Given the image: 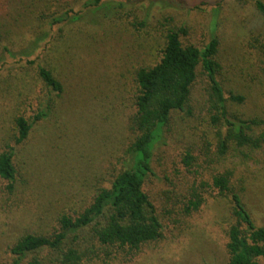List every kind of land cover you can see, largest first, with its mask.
Instances as JSON below:
<instances>
[{"label": "rangeland", "instance_id": "obj_1", "mask_svg": "<svg viewBox=\"0 0 264 264\" xmlns=\"http://www.w3.org/2000/svg\"><path fill=\"white\" fill-rule=\"evenodd\" d=\"M50 1L49 11H79L74 0ZM127 1L163 4L151 12L149 28L143 33L127 30L114 21L102 24L98 17L88 14L79 23L64 27L63 33L58 26L52 28L47 40L50 51L37 54L48 58L63 92L50 98V118L35 127L28 144L18 151L20 183L27 179L33 183L32 187L20 186L29 189L23 195L28 206L15 209L12 204L0 210V264L10 263L6 251L16 239L25 234H50L55 217L79 211L88 203L95 185L103 184L116 169L130 139L121 106L128 105L131 73L135 67L156 61L160 37L156 26L164 16L174 17L178 23L185 21L189 25L187 42L199 46L209 39L216 25L220 81L225 92L244 99L242 104H231V111L242 120L257 121L254 132L264 134V21L254 8L243 0H222L224 7L218 13L213 3L221 0ZM34 2L0 0L5 39L19 53L35 38L33 34L42 30L28 20ZM140 11L144 14L148 10ZM54 46L59 48L58 53L53 52ZM31 59L21 57L13 63L12 76L0 74V149L13 135V114L22 111L30 116L44 101V90L34 77V69L26 63ZM205 86V79L198 78L194 100L202 96ZM183 127L187 129L184 134ZM183 127L176 138L170 137V142L156 151L154 176L145 185L163 226L161 240L144 246L137 254L90 264H227V201L210 199L209 192L200 212L189 217L183 213L182 196L191 194L196 179V187L208 181L213 171H233V185L257 223L264 226V145L251 154L243 152L247 157L232 155L223 164L203 171L205 166L195 162L190 169L198 171L194 180L186 173H176V168L180 154L202 146L203 129L195 131L189 124Z\"/></svg>", "mask_w": 264, "mask_h": 264}, {"label": "trees", "instance_id": "obj_2", "mask_svg": "<svg viewBox=\"0 0 264 264\" xmlns=\"http://www.w3.org/2000/svg\"><path fill=\"white\" fill-rule=\"evenodd\" d=\"M34 1V11L29 12L28 20L37 23L42 30L33 34L35 38H31L26 49L19 53L8 43L5 27L0 24V74L6 72L12 76L13 63L17 64L21 57L33 58L26 63L34 69V77L44 90V101L32 115L16 111L12 116L13 135L0 149V210L12 204L15 209L29 205L23 197L29 189L20 186L32 187L33 182L27 179L20 183L22 173L16 157L28 144L35 127L50 118L53 107L50 98H57L63 92L48 58L37 56L50 51L47 42L50 30L58 26L59 32L63 33L64 27L79 23L89 14L98 17L102 24L114 21L140 34L149 28L151 12L163 4L74 0L79 11L64 9L59 12L58 9L48 10L50 0ZM243 2L254 8L264 21V0ZM146 4L148 6L142 9ZM213 7L218 13L224 7L223 1L214 2ZM140 10L148 11L141 14ZM188 26L185 21L178 23L174 17L164 16L156 26L160 30L156 61L153 65L133 68L128 105L121 106L130 139L128 137L124 145L116 169L103 180L104 186L95 185L88 203L79 211L55 217L50 234H25L16 239L6 251L11 259L8 264L105 262L122 254H137L144 246L161 240L163 226L145 185L146 180L154 176L156 151L165 147L170 137L176 138L184 125L189 124L195 131L203 129L202 146L180 154L176 168V173H186L194 180L198 171L191 172L190 169L195 162L205 166L201 168L203 171L206 167L223 164L229 156L247 157L246 153L263 147L264 134L257 135L253 130L259 123L242 120L231 111V104H242L244 99L225 92L220 81L222 68L217 61L216 25L213 24L211 35L202 46L187 42ZM58 51L59 48L54 46L53 52ZM17 56L20 58L15 60ZM200 77L205 79L206 86L202 96L194 100L193 89ZM186 130L183 127L182 134ZM208 179L197 187L196 179L191 194L182 196L184 215L189 217L200 212L209 200V192L212 194L210 199L227 201L229 207L224 224L227 264H264V226L257 223V218L233 185V171H213Z\"/></svg>", "mask_w": 264, "mask_h": 264}]
</instances>
